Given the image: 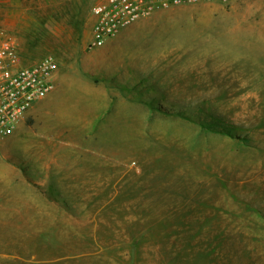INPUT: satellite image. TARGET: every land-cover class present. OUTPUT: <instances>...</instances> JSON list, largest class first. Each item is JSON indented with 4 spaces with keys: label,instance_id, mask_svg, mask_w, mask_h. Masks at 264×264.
Here are the masks:
<instances>
[{
    "label": "rangeland",
    "instance_id": "1",
    "mask_svg": "<svg viewBox=\"0 0 264 264\" xmlns=\"http://www.w3.org/2000/svg\"><path fill=\"white\" fill-rule=\"evenodd\" d=\"M96 2L0 0V47L95 81L82 108L105 105L121 162L99 191H25L0 264H264V0L171 5L92 48Z\"/></svg>",
    "mask_w": 264,
    "mask_h": 264
},
{
    "label": "crops",
    "instance_id": "2",
    "mask_svg": "<svg viewBox=\"0 0 264 264\" xmlns=\"http://www.w3.org/2000/svg\"><path fill=\"white\" fill-rule=\"evenodd\" d=\"M75 76L79 75L58 70L54 90L36 102L15 130L0 141V224L8 223V217L25 207V191H99L98 181L90 183L89 177L104 175L109 162L120 167L121 162L115 163L114 158L106 163L95 142L104 138L98 128L112 123L103 119L105 105L99 110L94 103L82 108V95L95 100L98 86L89 78L76 80ZM83 117L88 118L86 123ZM82 128L92 133L84 141Z\"/></svg>",
    "mask_w": 264,
    "mask_h": 264
},
{
    "label": "built area",
    "instance_id": "3",
    "mask_svg": "<svg viewBox=\"0 0 264 264\" xmlns=\"http://www.w3.org/2000/svg\"><path fill=\"white\" fill-rule=\"evenodd\" d=\"M221 0H97L91 9L94 23L90 47L98 48L124 28L171 5ZM58 65L52 56L26 63L19 43L0 47V141L8 137L34 104L56 86Z\"/></svg>",
    "mask_w": 264,
    "mask_h": 264
}]
</instances>
